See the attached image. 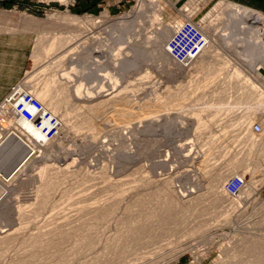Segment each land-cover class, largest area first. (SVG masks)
<instances>
[{
  "label": "rangeland",
  "instance_id": "1",
  "mask_svg": "<svg viewBox=\"0 0 264 264\" xmlns=\"http://www.w3.org/2000/svg\"><path fill=\"white\" fill-rule=\"evenodd\" d=\"M86 1L0 0V85L9 81L0 102L15 87L30 93L51 75L58 81L40 103L55 120L50 139L15 118L7 126V108L0 110V264H264V150L249 151L246 136L249 122L264 115L261 105L252 101L245 121L222 112L204 129L196 115L248 91L228 78L235 72L264 97L263 56L218 35L223 4L247 7L232 0H124L110 8ZM135 13L150 22H134L116 38L109 21ZM186 20L203 45L178 62L168 47L174 33L163 31ZM116 104L127 116L109 126L101 114ZM235 176L245 186L230 197L224 185ZM169 196L181 202L171 214L163 211ZM166 218L132 238L136 228ZM85 235L88 242L78 244Z\"/></svg>",
  "mask_w": 264,
  "mask_h": 264
},
{
  "label": "bare ground",
  "instance_id": "2",
  "mask_svg": "<svg viewBox=\"0 0 264 264\" xmlns=\"http://www.w3.org/2000/svg\"><path fill=\"white\" fill-rule=\"evenodd\" d=\"M151 1V0H150ZM152 2V1H151ZM224 2V1H223ZM150 3V2H149ZM151 4V3H150ZM220 4V3H219ZM154 11V10H153ZM132 15V14H131ZM130 15V17H123V18H120V19H115L113 21H109L111 23L108 24V29L111 30L115 35H116V38H118V36L120 35L122 37L121 34H123L124 36L127 34V33H123V32H126L127 29H130L133 27V23L134 22H143V19H146V22H150L148 20V18H145L144 14L142 13H135L133 14L132 16ZM129 16V15H128ZM220 21L221 22V31L218 33V35H224L226 36V34L228 35H231L230 37L232 38H238V39H241L240 41L241 42H244V43H247L248 46H249V49H253V50H256V54H258L259 56H263V59H264V16L262 14H260L259 12H255L251 9H248V8H245V7H241L239 5H235V4H231V3H225L223 4V7L221 8L220 10ZM223 18V19H221ZM106 22V21H105ZM220 26V25H219ZM225 27H228V29H225ZM177 30V29H176ZM176 30H167L165 29L163 31V35H166V36H169V35H173V33L175 34V31ZM132 31V30H131ZM225 32V33H224ZM130 33V32H129ZM133 33V32H132ZM128 35V34H127ZM131 35V34H130ZM129 35V36H130ZM119 36V37H120ZM123 36V37H124ZM120 37V38H121ZM122 37V38H123ZM128 37V36H127ZM122 38L120 40H122ZM126 38V37H125ZM124 38V40H125ZM223 38V37H222ZM127 39V38H126ZM123 40V41H124ZM241 42L239 44H241ZM62 41L60 42H57V44L55 45H51L49 48L46 49L45 51V54H36L32 59H31V66L32 67H36L37 68V65H40L39 63L42 62L43 60V57L46 56L47 54H53L54 52H56L60 47V45H62ZM263 44V45H262ZM243 45V44H242ZM254 47V48H253ZM245 48V47H244ZM250 51V53L254 52V51ZM248 52V50H247ZM254 56V55H253ZM256 56V55H255ZM259 58V57H258ZM256 60V59H255ZM256 63V62H254ZM258 63V62H257ZM262 64V63H261ZM131 67V66H129ZM253 70H255V68H253ZM84 73V72H83ZM257 72H255L256 74ZM256 76H258V74H256ZM260 77L261 79V76H258V78ZM228 78H231V79H234L235 81L239 82L241 81V83H244V88H248L247 92H244L242 93L241 92V95L236 98V103H230L229 102H221L219 103L218 105H216V107H211L209 109H207V111H209L211 109V112L210 114L207 113L208 117L206 118H202L201 116V113L202 112H207L205 111L206 108L208 107H204L205 109L200 112V114L198 115L196 112V115L198 116V127L197 125H195L198 129L202 127V129H204V127L208 126L209 124H212L213 122H216L217 119H219V116L220 114H223L227 116L231 115V114H234L236 115V119L238 118L239 120L241 121H245L247 119V116L250 115L252 113V108H251V103L252 101H256L260 106V110H263L264 112V97L262 96H259L257 94L254 93V91L252 90V86L249 87L247 86V81L244 79L243 76H241L238 72H235L233 74H230ZM227 79V77H226ZM263 79V78H262ZM230 80V79H229ZM264 80V79H263ZM236 82V83H237ZM58 81H57V78H56V75H51L49 78H47V82H46V87H44V85L42 87H38L36 88L33 92H28V93H25L26 95L32 97L33 99H35L38 103H41L43 100L45 99H48L50 97V93H51V90H54L55 86L57 85ZM235 83V82H234ZM240 84H237V86H239ZM242 85V84H241ZM251 85V84H250ZM236 86V85H235ZM234 86V87H235ZM241 87V86H240ZM47 89V91H46ZM244 90V89H243ZM246 91V90H245ZM257 92V91H255ZM65 95V94H63ZM56 96L58 97L59 95L56 94ZM69 96H66L67 99H69ZM71 98V97H70ZM228 98H231V97H228ZM232 102V101H231ZM263 105V106H262ZM116 107L114 109H110V110H107L105 112H103V115L106 120H103L104 123H107V125L109 126H113V125H116V124H120L122 122V120L125 119V117L127 116V113L124 109H122L121 105L119 104H116L115 105ZM256 106V105H255ZM256 108V107H255ZM258 108V107H257ZM201 110V109H200ZM258 111V110H256ZM223 112V113H222ZM237 112H241L240 114H236ZM199 113V112H198ZM52 114V113H51ZM51 114H49L51 116ZM206 116V113H204ZM261 114V112H260ZM7 115L9 116V118H5V122L7 126L10 127L11 124H9L8 121H12L15 117L13 116L12 113H10L8 110H7ZM233 115V116H234ZM196 117V116H195ZM221 118H223L224 116H220ZM225 119V118H224ZM228 119V117H227ZM232 119V118H231ZM195 120V119H194ZM222 120V119H220ZM196 121V120H195ZM100 122V121H99ZM196 122V123H197ZM218 122V121H217ZM103 123V122H101ZM42 124H45L44 122ZM101 125V124H100ZM105 124H103L101 127H99L98 130H102L103 129V126ZM12 126V125H11ZM106 126V125H105ZM117 126V125H116ZM25 127V125H24ZM27 125L25 127V130H27ZM32 128V127H31ZM194 129V128H193ZM196 129V128H195ZM36 130V129H35ZM81 131V130H80ZM199 131V130H198ZM197 131V132H198ZM99 133V132H98ZM246 136H248V147H249V151H252V149H254L255 147L257 148V146L260 145V148L262 146V149L264 150V140H262L264 138V115H260L258 118H255L254 120L251 121V123L249 122L248 126H247V129H246ZM245 136V137H246ZM245 141V140H244ZM261 149V151H263ZM78 150V149H77ZM248 150V149H247ZM258 151V150H257ZM254 152V151H253ZM248 153V152H246ZM211 165V164H210ZM234 166V165H233ZM203 167H205L203 165ZM203 167L198 171L200 172L201 174H204L206 173L207 170H203ZM258 168H256L255 170H257ZM48 169L44 168L40 171L39 173V177L42 178L43 180V177L45 176V173H47ZM199 173V174H200ZM216 175V173H213L212 175ZM237 178H240L238 176H235ZM40 178V179H41ZM241 179V178H240ZM45 181V180H44ZM46 183V182H45ZM245 183H243V186L240 188L239 192L237 195H239V193L242 191L243 187L245 186L244 185ZM54 185V183H50L46 186V192L43 194L44 196L46 195V193L52 188V186ZM54 187V186H53ZM123 192L120 193L119 195H116L117 198H121L124 194V191L125 190H122ZM72 194V193H71ZM68 195V194H66ZM65 195V196H66ZM70 195V193H69ZM236 195V196H237ZM71 197H73L72 195H70ZM46 197V196H45ZM172 197V196H171ZM171 197L169 196V199L166 201L165 203V206L163 207V211L165 213H169L171 214V212L175 213V209L178 208L181 204L180 201H178L177 197L174 198L173 196V199H171ZM189 197V196H188ZM235 197V196H233ZM69 198V197H68ZM115 198V197H114ZM185 198V197H184ZM217 198V197H216ZM44 199V198H43ZM67 199V198H66ZM71 199V198H70ZM105 199V198H104ZM95 200V199H94ZM106 200V199H105ZM118 200V199H117ZM69 201V200H68ZM218 201V200H217ZM104 202V200H103ZM69 203V202H68ZM98 203V202H97ZM106 203V202H105ZM141 204V205H140ZM89 205V204H88ZM99 205V204H98ZM102 205V204H100ZM91 206V205H90ZM139 207H143L144 205H142V203L140 202ZM80 207V206H79ZM78 207V208H79ZM18 209V207H16ZM102 208H104V205L101 207H99L98 209H100L102 211ZM80 209V208H79ZM86 209H89L87 206L85 205H82L81 207V210L80 211H85ZM39 210V209H38ZM90 210V209H89ZM105 210V208H104ZM109 210H106V212L108 213ZM111 211V210H110ZM131 211V210H130ZM20 212H24L23 211V208L20 207L19 208V213ZM129 212V211H128ZM18 213V214H19ZM22 214V213H21ZM168 214V215H169ZM175 214H173L174 216ZM172 216V217H173ZM175 217H177L175 215ZM174 217V218H175ZM169 219V218H166V219H161V220H158V221H155V225L154 226H151L150 224L148 225H144L142 227H139V228H136V230L134 231H131L132 232V238L134 237L135 238H141L143 237L144 235L148 234L151 232V230L154 228L156 229V226H162V225H166L167 222L166 220ZM157 222V224H156ZM227 223V222H226ZM24 227V226H23ZM157 231V230H156ZM9 232H7L8 234ZM12 233V232H11ZM43 236V235H42ZM46 236V235H45ZM44 236V237H45ZM157 236V235H156ZM40 237V236H39ZM38 237V238H39ZM6 238V235L5 236H1L0 237V241H3L5 240ZM42 239V238H41ZM90 238L88 236H83L82 237V240L80 241V243L78 244H81V243H85V242H88ZM46 243L47 246H50L49 248H51V246L54 248L56 247L54 245V239L53 237L51 236H47L43 239ZM128 241V240H127ZM91 243V241H89ZM89 244V243H88ZM161 246V245H160ZM118 250L117 253H116V256H118L117 258L119 259H123V253L124 250H123V247L122 248H116ZM115 251V250H114ZM114 255V254H113ZM122 261V260H120ZM135 261V260H134ZM22 264H25V263H22ZM121 264V263H120Z\"/></svg>",
  "mask_w": 264,
  "mask_h": 264
},
{
  "label": "built area",
  "instance_id": "3",
  "mask_svg": "<svg viewBox=\"0 0 264 264\" xmlns=\"http://www.w3.org/2000/svg\"><path fill=\"white\" fill-rule=\"evenodd\" d=\"M202 45L199 32L192 23L186 20L181 23L168 44L169 54L174 60L184 62L194 56ZM2 106H5L16 120L34 124L45 140L55 134L54 118L43 111L40 103L23 92L19 93L16 87L0 102V110ZM43 122L45 126H41ZM242 186V179L233 177L224 185V191L228 196L233 197L238 194Z\"/></svg>",
  "mask_w": 264,
  "mask_h": 264
},
{
  "label": "crops",
  "instance_id": "4",
  "mask_svg": "<svg viewBox=\"0 0 264 264\" xmlns=\"http://www.w3.org/2000/svg\"><path fill=\"white\" fill-rule=\"evenodd\" d=\"M124 0H87L88 4H92L95 6H103L106 8H110V6L117 7L119 4L123 3ZM237 4L246 6L256 12H259L264 16V0H232ZM85 3V4H87ZM9 86V81L5 84L0 85V95L7 90Z\"/></svg>",
  "mask_w": 264,
  "mask_h": 264
}]
</instances>
